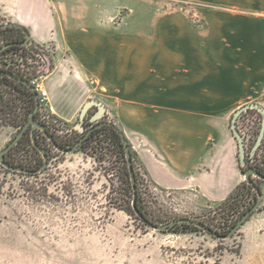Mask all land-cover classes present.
Wrapping results in <instances>:
<instances>
[{
    "label": "rangeland",
    "instance_id": "rangeland-1",
    "mask_svg": "<svg viewBox=\"0 0 264 264\" xmlns=\"http://www.w3.org/2000/svg\"><path fill=\"white\" fill-rule=\"evenodd\" d=\"M202 9L217 8L192 0H124L113 21L123 16L124 29L128 30L133 17L142 21L148 15L177 13L201 25L197 12ZM27 48L28 76L42 73L39 81H43L48 92L47 78L58 73L57 45L53 40L39 43L30 38ZM207 48L220 54L221 63L217 70L205 68L203 86L188 87V96L197 91V97L203 98L205 116L218 123L214 125L215 132L226 128L231 133L230 120L239 107L257 103L264 108V72L245 69L244 65L229 71L228 47L213 39ZM58 50L63 60L67 53L62 47ZM245 57L241 55V59ZM66 73L71 77L76 71L68 69ZM79 73L81 79L67 83L58 98H51L48 92V98L40 102L38 109L37 120L48 126L49 133L64 145L79 139L74 125L87 100L103 102L100 98H114L116 94L101 88L88 71ZM10 106L11 121L0 122V152L29 116L23 98H11ZM73 107L75 111L71 112ZM94 111L95 106L88 110L82 123ZM104 118L114 123L108 113ZM261 122L262 116L256 109H247L237 118L246 148V166L257 165L264 173V135L254 160L249 156ZM39 134L38 144L48 154V164L42 172H13L0 164V264H264V180L253 177L261 187L262 202L231 238L217 239L204 230L182 226L157 231L124 210L127 197L123 170L127 164L124 151L110 134L102 130L84 148L68 153L58 151L41 131ZM236 156L238 160V150ZM7 157L14 164L32 169L42 163L41 154L26 143L14 147ZM136 167L142 204L158 224L190 217L225 233L255 197V191L243 179L239 183L242 187L237 208L229 215L228 210L216 209L223 200L212 204L197 197L194 191L160 188L150 181L138 161Z\"/></svg>",
    "mask_w": 264,
    "mask_h": 264
},
{
    "label": "crops",
    "instance_id": "crops-1",
    "mask_svg": "<svg viewBox=\"0 0 264 264\" xmlns=\"http://www.w3.org/2000/svg\"><path fill=\"white\" fill-rule=\"evenodd\" d=\"M192 1L217 9L199 10L201 25L169 13L133 17L128 30L123 16L113 21L124 0H0V17L26 27L36 42L56 43L58 73L46 81L51 98L79 81V70L88 71L101 88L115 91L114 98H100L105 113L150 181L216 204L244 179L237 143L226 128L215 132L203 98L197 91L189 98L188 87L203 86L205 68H219L220 54L207 48L213 39L228 47L229 71L244 65L264 72V0ZM59 47L67 53L63 60ZM68 69L76 74L67 76Z\"/></svg>",
    "mask_w": 264,
    "mask_h": 264
},
{
    "label": "water",
    "instance_id": "water-1",
    "mask_svg": "<svg viewBox=\"0 0 264 264\" xmlns=\"http://www.w3.org/2000/svg\"><path fill=\"white\" fill-rule=\"evenodd\" d=\"M5 25H7V24H4L3 26H5ZM8 25L13 26V27H17V28H23L24 33H25V39H24L23 43L29 42L30 33L27 30V28L23 27L21 24L16 23V22H9ZM6 74L11 76L13 79H16L17 81L26 84L29 87V89L33 91L34 96H35V103H36V106H35L34 110L30 113L28 120L25 122V124L20 128V130L17 132V134L10 140V142L0 152V164L2 166H4L5 168L11 170V171L24 172L27 174H37L39 172H42L45 169V167L47 166L48 154H47L46 149L43 146L39 145L35 140V130L36 129L40 130L43 133V135L52 143V145L55 147V149H57L58 151H61L63 153H68V152H75V151L79 150V148L82 146L85 138L95 128L101 126L104 123H109V124L111 123V121L106 120V121H101V122H98L94 125H91L87 129L86 133L75 144H73L70 147L60 146L57 143V141L55 140V138L49 133L47 126L44 123L36 120V118H35V113L39 109L40 100L38 98V93L34 90L33 86L26 79L17 78L16 76H14L13 74H10V73H6ZM93 106L97 107V109L88 118L89 122H95L98 119H100L102 116H104V114L106 112V106L103 102H101L100 100L95 99V98H91V99L87 100L82 105L80 112L78 114L79 121L74 125V127L77 128L78 131H83L85 129V126L82 122L85 120V117L88 113V110ZM247 109H256L257 111H259V113L262 116L260 131H259L258 136L256 138V141H255L254 145L252 146L250 153H249L251 161L254 160V153L257 150L259 144L261 143L263 135H264V108H263V106H261L260 104H257V103H247V104H244L241 107H239L233 113L231 120H230V129H231V133H232V135L235 138L236 143H237L238 161H239V164L241 166H246V148H245L243 136L241 135V132L237 128V118L243 111H246ZM29 126L31 127L30 133H31L32 143L35 146V148H37V150L40 152V154L42 156V160H43L42 164L40 166H38L37 168H34V169H29V168L22 167L19 165H13V164H10L4 160L5 153L8 152L10 150V148L13 147L19 141V139L21 138V136L24 134L25 130ZM121 140H122L123 147H124L125 159H126V163H127V168L129 170L130 181H131V185H132V202H131V205H132V208H133L135 214L139 218H143V215L138 211V209L136 207L137 187L135 184V177H134V173H133L131 147H130L129 142L127 141V139L124 135H121ZM242 174L244 176L246 183L249 184L253 188V190L256 192V195H257L256 201L246 212H244L241 215V217L236 221V223L230 228V230L227 233H220V232L214 230L213 228H211L210 226H208L203 221L197 220L194 218H190V217H180V218H176V219H173V220H170V221H167L164 223H160V224L152 223L148 220H144V222L146 223V225L148 227L155 229L157 231H167L174 225L187 223V224H192V225L210 233L212 236H214L217 239L231 238L233 236V234H235V232L255 212V210H257L259 208V206L262 202V197H263L262 190L257 185V183L255 182L253 177H257L259 179L264 180V174L258 172L257 168L253 167V166L247 167L242 172Z\"/></svg>",
    "mask_w": 264,
    "mask_h": 264
},
{
    "label": "trees",
    "instance_id": "trees-1",
    "mask_svg": "<svg viewBox=\"0 0 264 264\" xmlns=\"http://www.w3.org/2000/svg\"><path fill=\"white\" fill-rule=\"evenodd\" d=\"M24 27V26H23ZM26 28V27H25ZM12 29H13V35L14 34H16L15 32H14V30H18V31H20V30H22L23 32H24V30H23V28H14V27H12ZM12 86H13V89H16V90H19V91H21L22 90V92L27 96V98H23L24 100H25V102H26V105H27V110L25 111L26 113H28L29 115H30V113L34 110V108H35V106H36V103H35V98H34V96H33V94H32V90H30L28 87H26L25 85H23L21 82H17V81H15V80H12ZM11 105V98H9L8 100H7V102L6 103H4V102H1L0 103V114H2L3 116H4V114H5V112H6V109L8 108V113H9V120H8V122H10L11 120V118H10V115H11V112H10V106ZM38 113V112H37ZM22 116V115H21ZM28 118H29V116L26 118V121L28 120ZM25 121V122H26ZM25 123H23L22 124V126L24 125ZM21 126V127H22ZM47 129H48V126H47ZM102 130H105V132L106 133H108V134H110L113 138H114V140H115V142H116V144L120 147V149H122L123 151H124V147H123V143H122V140H121V135H124L123 134V132L113 123V122H111L110 124L109 123H104V124H102L101 126H99V127H97V128H95L86 138H85V140L83 141V144H82V146L79 148V149H82V148H84L87 144H89L90 142H92L93 140H94V137H95V134L96 133H98V132H100V131H102ZM49 131V130H48ZM79 132V131H78ZM80 133V132H79ZM37 135H38V133L36 132L35 133V140H36V142L37 143H39V140H38V137H37ZM52 135V134H51ZM53 136V135H52ZM54 137V136H53ZM82 136H81V133L79 134V139L81 138ZM78 139V140H79ZM56 140V139H55ZM77 140V141H78ZM57 141V140H56ZM76 141V142H77ZM75 142V143H76ZM22 143H26V144H28V145H30V146H32V148H34V150H36V152H38V153H40L38 150H37V148H35V146L33 145V143H32V138H31V133L30 132H24V134L21 136V138L19 139V141L13 146V147H11L10 148V150L8 151V152H6L5 153V157H4V160L5 161H7L8 163H10V164H13V165H18V164H14L13 163V161H11V160H9L8 159V154L10 153V151L14 148V147H16V146H18V145H20V144H22ZM57 143L60 145V146H64V147H70V146H72V145H69V144H67V145H64V144H62V143H60L59 141H57ZM74 143V144H75ZM125 155V154H124ZM131 157H132V165H133V173H134V177H135V184H136V187H137V196H136V207H137V209H138V211L143 215V218H139L136 214H135V212H134V210H133V208H132V205H131V202H132V185H131V181H130V174H129V170H128V168H127V166H126V168H124V170H123V172H124V181H125V185H126V188H125V195H126V200H127V204H126V206H125V208H124V210L126 211V212H128L129 214H134L135 215V217L136 218H138L139 220H141V221H143L144 222V220H148V221H150V222H152V223H155V222H153L152 221V219L149 217V215H148V212L146 211V208L144 207V205L142 204V200H141V191H140V180H139V173H138V170H137V167H136V164H137V160H136V156H135V153L132 151V149H131ZM43 161V160H42ZM42 164V163H41ZM40 164V165H41ZM127 164V163H126ZM19 166H22V167H26V166H23V165H19ZM250 165H248V166H246V168L247 167H249ZM253 167H256L257 168V170H258V172H260V173H262V174H264L261 170H260V167L259 166H257V165H252ZM4 167V166H3ZM5 168V167H4ZM26 168H29V167H26ZM244 168V166H241V170ZM245 168V169H246ZM7 169V168H6ZM29 169H32V168H29ZM244 169V170H245ZM7 170H9V169H7ZM9 171H11V170H9ZM13 172H15V171H13ZM19 173H24V172H19ZM25 174H27V173H25ZM29 175H35V174H29ZM257 185L260 187V185L257 183ZM248 186H250V185H248ZM241 187H242V185H240V184H238L231 192H230V194L217 206V210H219V209H225V210H228L229 212H231V213H229V215H231V214H233V213H235V210H236V208H237V203H238V201H239V196H240V194H241V192H240V190H241ZM251 187V186H250ZM252 188V187H251ZM261 188V187H260ZM253 189V188H252ZM256 197H257V195H256V192H255V197H254V200H253V203L251 204V206L254 204V202L256 201ZM250 206V207H251ZM249 206L246 208V209H244V211L243 212H246L249 208H250ZM241 217V216H240ZM240 217H238V218H236V220H234V221H232L230 224H229V226H228V228H227V230H226V232L225 233H227L229 230H230V228L236 223V221L240 218ZM145 223V222H144ZM146 224V223H145ZM156 224H158V223H156ZM208 226H210L211 228H213L211 225H210V223H206ZM178 226H182V227H186V228H194V229H200V228H198V227H196V226H194V225H192V224H187V223H183V224H177V225H174V226H172L170 229H172V228H174V227H178ZM214 229V228H213ZM202 230V229H201ZM214 230H216V229H214ZM217 231V230H216ZM219 232V231H218ZM221 233V232H220Z\"/></svg>",
    "mask_w": 264,
    "mask_h": 264
},
{
    "label": "flooded vegetation",
    "instance_id": "flooded-vegetation-1",
    "mask_svg": "<svg viewBox=\"0 0 264 264\" xmlns=\"http://www.w3.org/2000/svg\"><path fill=\"white\" fill-rule=\"evenodd\" d=\"M11 22L3 17H0V103L4 102L6 103L9 98H27V96L21 91L13 89L12 86V80L17 81L16 79H13L11 76L7 75L6 73L13 74L17 78L26 79L23 76V73L21 70H12V65L17 63V50H20V60L22 61L24 58V49L26 44L23 43L25 39V33L20 30H14L16 34L13 35V26L8 25V23ZM4 24H7L3 26ZM17 28V27H14ZM19 29V28H18ZM19 82V81H17ZM22 83V82H21ZM26 87H28L26 84L22 83ZM29 88V87H28ZM33 96L34 93L31 91ZM35 98V96H34ZM97 107H95L96 111ZM94 111V112H95ZM38 110L35 113V118L37 120L38 116ZM9 113L8 108L6 109V112L4 116L0 114V122L4 121L7 122L9 120ZM106 121L104 116H102L100 119H98L95 122H89L88 118L86 119V122L84 124L85 129L83 131H79L81 133V136H83L87 129L98 122ZM31 127L29 126L25 132H30ZM38 133L37 137L39 138V132L40 130L36 129L35 133Z\"/></svg>",
    "mask_w": 264,
    "mask_h": 264
},
{
    "label": "built area",
    "instance_id": "built-area-1",
    "mask_svg": "<svg viewBox=\"0 0 264 264\" xmlns=\"http://www.w3.org/2000/svg\"><path fill=\"white\" fill-rule=\"evenodd\" d=\"M27 44L25 46L24 49V58L21 61L20 60V50L18 49L17 51V63L12 65V70H21L23 73V76L26 78V80L33 86L34 90L38 93V98L40 100V102H43L44 100H46L48 98V92L47 90L43 87V81H39V79L41 77H43L44 75L41 74H37L33 77H29L28 73L26 71V65H27ZM40 53H38L39 55Z\"/></svg>",
    "mask_w": 264,
    "mask_h": 264
}]
</instances>
